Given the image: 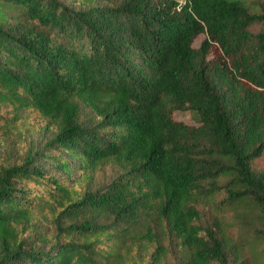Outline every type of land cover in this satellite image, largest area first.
I'll return each instance as SVG.
<instances>
[{
	"label": "trees",
	"instance_id": "1",
	"mask_svg": "<svg viewBox=\"0 0 264 264\" xmlns=\"http://www.w3.org/2000/svg\"><path fill=\"white\" fill-rule=\"evenodd\" d=\"M71 2L0 0V130L24 111L52 125L41 150L0 156V264H236L228 210L257 212L264 241V11ZM105 163L117 171L95 187Z\"/></svg>",
	"mask_w": 264,
	"mask_h": 264
},
{
	"label": "rangeland",
	"instance_id": "2",
	"mask_svg": "<svg viewBox=\"0 0 264 264\" xmlns=\"http://www.w3.org/2000/svg\"><path fill=\"white\" fill-rule=\"evenodd\" d=\"M244 1L251 9L259 12L264 11V0ZM68 2L72 3L71 0H68ZM72 7L79 9L80 5L72 3ZM205 36L204 33L196 35L193 39V46L198 47ZM215 51L219 52V50L216 49ZM8 109H11V107ZM3 111L4 109L1 110V112ZM82 115L85 119H92V114L87 109H83ZM173 117L176 120H182L190 124H198L199 122L197 114L192 110L176 111L173 113ZM5 118L9 119L11 128L9 130L6 128L0 130V156L3 159L22 158L29 148L31 150L42 149V143H44V139L49 135L52 128L50 123H46L37 113L30 111H24L21 115L17 116V119L14 121H12V118H14L12 113L6 114ZM36 160L44 169L57 175L62 174L60 170L51 165L49 161L41 158V156H37ZM259 163L264 166V157ZM116 171L115 166L111 163H105L96 168L93 171L94 186L96 187L97 185L107 182L113 177ZM222 195L223 192L209 201L201 202L197 206L202 215L199 221L201 226H213V216L215 214H220V212H217L215 201H218ZM224 217L230 225L227 230L229 239L238 247H240L239 244H241V242L243 243L242 250L244 252L241 258L231 256L235 258L236 264H264V241L257 238L256 234V229L262 225L259 214L252 209L248 210L247 208L238 207L228 210L224 214ZM236 241L239 242V244ZM232 259L233 258H230L231 261ZM172 263L173 260H170L165 264Z\"/></svg>",
	"mask_w": 264,
	"mask_h": 264
}]
</instances>
